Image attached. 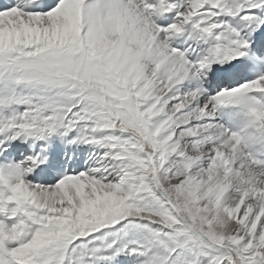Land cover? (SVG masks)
Returning a JSON list of instances; mask_svg holds the SVG:
<instances>
[{
    "label": "bare ground",
    "instance_id": "obj_1",
    "mask_svg": "<svg viewBox=\"0 0 264 264\" xmlns=\"http://www.w3.org/2000/svg\"><path fill=\"white\" fill-rule=\"evenodd\" d=\"M161 5L170 10L165 19ZM77 35L100 54L108 71L129 80L141 107L128 111L135 117L141 114L140 121L149 126L142 138L145 148L150 142L152 152L157 144L158 154L169 157L164 167L147 170L150 161L140 153L134 132L103 139L91 122L81 128L75 123V130L34 127L36 120L46 126L52 119L36 113L38 104H30L32 111L22 108L34 98L20 69L76 66L81 60L77 53L57 54L52 63L41 55L63 50ZM235 59L240 64L231 67ZM54 109L57 121L64 109ZM58 130L63 133L52 134ZM25 131L44 136L31 139ZM22 150L33 154L27 165L35 163L23 172L15 163ZM1 155L6 166L0 167V246L16 264L28 263L33 254L42 256L50 243L65 246L62 240L52 243L61 234L53 231L54 225L78 237L68 252L74 264L108 261L95 247L104 244L85 236L97 227L93 221L99 208L82 190L104 187L109 175L104 164L123 179H129V173L139 187L146 178L152 183L155 172L162 188L181 184L189 190L193 185L196 204L210 202L221 212V227H234V244L250 253L258 248L264 252V5L259 8L247 0H0ZM87 157L93 159L87 163ZM93 165L97 168L91 169ZM124 184L114 185L116 197H121ZM164 193L174 207L171 212L181 213L173 197ZM229 252L221 263L237 264L236 252ZM122 254L127 255L117 263L140 260L135 250L123 247ZM258 258L264 261V256Z\"/></svg>",
    "mask_w": 264,
    "mask_h": 264
},
{
    "label": "rangeland",
    "instance_id": "obj_2",
    "mask_svg": "<svg viewBox=\"0 0 264 264\" xmlns=\"http://www.w3.org/2000/svg\"><path fill=\"white\" fill-rule=\"evenodd\" d=\"M247 2L257 5L259 8L264 5V0H247ZM82 38L77 35L63 50L41 55L45 63L48 60L52 63V59H55L57 54V56L62 57L69 53H77L81 60L76 66L65 70H57L52 65L47 64L45 68L35 66V68L20 69L23 81L32 87V97L34 98L32 104H38L35 109L36 113L44 116L50 115L52 119L51 122H47L46 126L36 120L34 121V127L45 130H57L65 127L68 130H75V123L81 128L85 122L87 124L91 122L100 128L103 139L115 136L122 137L128 131L134 132L135 134L132 137L137 142L139 141V145L141 144L140 153L147 158L148 162L150 161V164L146 163L147 170L153 169L156 171L159 166L164 167L165 162L168 164L167 159L169 157L165 153L158 154L161 148L157 144H153L152 152H150V145H152L150 142H147L145 148L143 140L146 139V130L149 129V126H144L140 121L141 114L135 117V114H130L128 111V109L139 111L141 107L140 100L134 96L133 87L128 83L129 80L122 79L108 71L109 69L104 66L100 54ZM60 103L66 105L61 106ZM24 106L25 110L29 108L28 103ZM54 108L64 109L63 112H59L56 118L61 124L53 117L57 111ZM18 124L16 127L19 126ZM92 124L91 126L94 129L95 127ZM27 126L33 127L29 124ZM16 127L15 129L18 130ZM25 133H29L31 139L44 136L26 131ZM62 133V130L52 132V134ZM103 139L100 140L103 141ZM120 139L126 140L125 137ZM148 152L150 154L145 155ZM97 165H93V168H97ZM104 166H106L109 173L108 181L102 182L104 187L97 190L93 189L91 193L84 188L86 186L82 187V190L83 194L87 196L90 194V197L98 204L99 208L95 216L96 222L93 221L97 227L91 228L86 233L89 234L85 236H94V243L101 241L105 247H109L108 251L111 252L108 253L109 256L119 255L124 247V250L128 252L129 250L138 252L135 255L139 256L140 260L136 264H229L225 262L228 260L221 263V256L226 253L230 254L229 249H231L236 252L237 264H264V261L258 258V255L264 256V252L259 251V248L253 250V252L251 251L252 255L249 249L241 248L232 242L231 234L234 227L228 231L221 227L222 219L217 218L221 212L211 208L212 204L210 202L205 206L196 204L194 193L191 190L193 185L188 188L189 190L183 189V186H180L181 184L177 187L166 188L164 186L162 188L154 180L155 174L159 172L154 173L152 183H150L149 178H146L149 173L144 171L147 176H144L146 179H143L144 182L141 181L143 185L139 187V183L136 184L137 181L128 175L129 173H126L129 179H123V174L122 177L121 174L110 171L112 165L107 166L104 164ZM123 172L125 173V171ZM98 175L101 177L104 174L100 171ZM106 183H112L113 187L116 184L123 187L124 184L125 190L120 191L122 195L118 194L121 197H116L117 189H113L111 184ZM149 188L152 189L151 194H147ZM196 188L198 187L196 186ZM163 190L173 197L174 203L181 209V213L178 214L177 212V215H175L171 212L174 207L166 201L165 198L167 197ZM121 198L123 199L119 201ZM145 208L149 209L150 213ZM155 213H158V216L161 217L160 220ZM230 218L231 221L235 222L232 217ZM128 223H131V225H128ZM63 230H65L64 227H57V225L55 227L54 225L53 231L56 233L61 232V234L59 237L57 236L56 241L53 239L54 235L52 243L62 240L65 246L58 248L50 243L45 251H42L45 254L44 263L42 262V264H56L57 261L59 264H63L65 258L67 260L65 264H74L71 261L72 251L69 254L68 252L74 248L73 246L76 244L78 237L73 232L63 233ZM63 234H67V236H63ZM74 238L76 240L71 241ZM68 241H71V243L66 244ZM87 244L89 245V243ZM91 247L92 245L89 246V248ZM95 247L98 251L101 250L102 254H105L102 247L96 245ZM33 255L40 257L37 254ZM126 255L122 254L108 260H114V264H120L117 263V258ZM27 261L28 264L32 262L28 258ZM135 261L133 260V264H135Z\"/></svg>",
    "mask_w": 264,
    "mask_h": 264
}]
</instances>
